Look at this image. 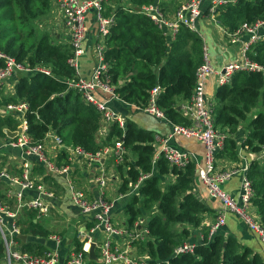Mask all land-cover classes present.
<instances>
[{
  "label": "trees",
  "instance_id": "1",
  "mask_svg": "<svg viewBox=\"0 0 264 264\" xmlns=\"http://www.w3.org/2000/svg\"><path fill=\"white\" fill-rule=\"evenodd\" d=\"M157 1L109 0L105 15L114 12L116 23L105 42L104 60L109 66L105 78L124 102L135 106H145L150 92L160 86L163 92L159 106L175 124L186 125L188 120L182 110H178L181 104L177 99L188 102L193 95L196 71L203 62L204 42L197 32L186 27L180 29L175 40H169L151 18L123 9L124 4L141 7ZM183 1H163L161 5L165 11L174 12L179 6L173 7ZM52 3L53 0H0V51L18 63L45 66L53 74L51 77L41 73L18 75L15 96L1 95L0 107L26 104L24 118L35 146L43 144L50 131L61 137L64 145L80 147L91 154L99 152L103 145H113L116 140L123 142L126 151L133 153L136 160L134 163L125 160L117 166L122 177L120 193L125 195L139 184L125 213L131 228L138 219H146L149 234L142 249L153 264H264L261 254L242 246L221 230L211 239L208 231H203V240L196 244L193 253L175 254L190 238L191 229H198L203 215L211 211L195 191L198 167L193 162L184 168L171 166L164 157L154 163V133L139 128L131 120L127 121L125 132L118 124L111 125L107 140L101 145V114L64 82L77 77L75 68L69 64L72 47L58 44L52 33L39 30V23L49 15ZM259 20H264V0H237L235 4L217 9V21L229 34L243 24L251 25ZM248 57L261 70L236 72L231 83L220 86L215 95V128L226 136L218 158L237 160L238 146L231 135L251 115L255 117L249 122L243 147L255 153L264 151V40L251 46ZM19 124L12 115L0 116V139L6 137L5 130L15 131ZM7 163L6 156L0 154V171ZM64 163L69 164L65 152L58 157V164ZM125 166L127 170L123 172ZM37 168L40 175L46 174L44 167ZM167 177L169 181L164 180ZM247 179L254 190L252 204L264 225V162L253 161ZM7 189L8 183L0 180V201L14 207V199L6 195ZM35 216V211L23 210L19 217L21 231L25 235L46 238L50 232L34 221ZM22 250L40 255L47 248L27 242ZM5 256L0 234V264L4 263Z\"/></svg>",
  "mask_w": 264,
  "mask_h": 264
},
{
  "label": "built area",
  "instance_id": "2",
  "mask_svg": "<svg viewBox=\"0 0 264 264\" xmlns=\"http://www.w3.org/2000/svg\"><path fill=\"white\" fill-rule=\"evenodd\" d=\"M144 5L141 7H131L125 5L123 9L130 13H141L151 18L163 35L169 40H175L181 28L186 27L193 32H197L198 23L203 15V5L208 4L209 13L213 15L217 9L229 4H235L237 0H187L181 4L175 12H167L163 9L161 2ZM62 13L65 28L70 38L72 55L69 58V64L75 68L77 77L74 79H65L69 89L80 93L88 104L94 105L102 117V127L105 128V134L100 137L99 142L103 145L109 135V125L118 124L123 131L126 130L128 117L111 107L112 103H124L120 96L115 92L114 86L106 77L109 69L104 60V51L106 48V39L111 33L112 27L116 23L114 12L106 16L109 0H57ZM123 6V3L120 4ZM115 8V6H113ZM95 13L98 26V34L95 41L94 51L96 56V67L90 77H81L79 75V60L86 53L85 41L88 34L86 19L89 13ZM249 35L250 38L244 42L240 57L237 61L230 62L217 69L213 66L210 52L207 46L203 47V62L196 71V84L193 95L181 110L188 124H175L162 109L158 100L163 92L160 86H156L150 92V98L145 106H134L137 112L146 114L159 122L171 124V131L164 136H155L154 146L156 148L153 162L156 163L161 157H164L171 166L184 168L196 160L191 152L173 147L170 142L177 136L186 139H195L202 143L205 149L204 164L198 167V178L206 186L210 197L222 202L226 213H232L239 216L247 226L256 233L264 245V225L261 217L250 212L254 190L251 182L246 179L242 185V194L240 203L226 193L222 185L229 181L236 171H224L218 167L217 159L219 152L225 145V134L215 128L214 102L207 96V79L210 76L217 78L218 87L231 83L232 77L239 71H255L261 68L253 63L248 52L253 44L264 40V20H259L255 24H243L240 29L230 35L232 43L239 41L243 35ZM41 73L47 76H53L51 69L38 65L31 67L18 63L15 58L0 51V90L2 86L12 77L20 74ZM105 96V99L99 95ZM130 105V104H129ZM27 106L24 103L8 105L2 112L24 115ZM17 136L9 139V142L3 147H10L21 151L20 176H10L7 171L0 173V178L8 181L10 184H18L22 187L20 193L11 190L7 192L9 199L13 198L15 205L0 201V234L5 246L6 256L3 264H59L61 261V252L63 247L62 236L52 233L47 240L53 244V247L47 249L43 254H31L21 249L23 242L18 239L24 235L21 226L18 223L19 216L24 209L36 212L35 222H42L44 218L50 217L53 206L49 200H55L56 196L52 192H47L43 185L37 183L32 176V169L36 162L43 166L47 174L53 176L62 175L68 178L71 174V167L58 164L57 157L52 159L47 153L43 144L35 146L28 135V125L25 118L21 120L17 130ZM48 134V133H47ZM55 144L60 148H68L80 158L94 160L98 163L109 156H115L122 163L127 154L123 142L116 140L113 145H103L102 149L96 154L85 152L82 148H70L63 144L61 137L55 134ZM1 149V146H0ZM48 174V175H49ZM146 177H142L141 181ZM95 183L100 187V195L96 198L90 195L77 185L70 183V196L73 205L79 210L84 218V230L81 231L82 239L80 248H74L67 258V264H87L91 244L94 243L100 250L98 252V264H153L150 259L133 258L128 251L119 250L115 244V238H127L131 241L145 243L148 239V227L146 219H138L130 231L119 227L113 222L112 212L114 204L105 197L104 189L107 186V178L99 176L95 178ZM134 190L139 188V184L131 187ZM27 193H33L28 195ZM225 216H220L211 226L208 238L211 239L225 224ZM102 232L104 237L100 243L95 240V234ZM196 244L185 242L180 245L175 254L193 253ZM15 248V251H13Z\"/></svg>",
  "mask_w": 264,
  "mask_h": 264
},
{
  "label": "crops",
  "instance_id": "3",
  "mask_svg": "<svg viewBox=\"0 0 264 264\" xmlns=\"http://www.w3.org/2000/svg\"><path fill=\"white\" fill-rule=\"evenodd\" d=\"M127 2L128 0H123ZM166 3L171 0H165ZM186 1V0H185ZM184 2V1H183ZM182 2V3H183ZM181 3V4H182ZM180 5L174 6V8ZM204 15L199 21L197 33L203 39L204 46H207L210 52L211 61L214 67L221 69L226 64L237 61L240 57V50L244 42H247L250 38L249 35L245 34L239 38V41L232 43L231 38L225 33V28L219 25L214 19L211 18L208 11V4L203 5ZM174 11V10H173ZM176 11V10H175ZM174 11V12H175ZM88 34L85 41L86 53L79 60V75L81 77H90L96 67V56L94 51L95 41L98 34L97 20L95 13L92 11L88 14L86 19ZM39 28H42L44 32L49 31L55 34L57 43L70 45V38L68 32L65 28V23L62 18V13L57 5V1L53 0L52 8L47 17L42 19L39 23ZM18 77L14 76L10 78L1 88V95L15 96V86ZM217 78L215 76H210L207 79V96L210 100L214 102L215 95L218 89ZM99 97L105 99L102 94ZM177 102L181 105H185L187 102L178 98ZM111 107L115 108L117 111L121 112L137 124V126L143 130H147L154 133V136L167 135L171 131V124L167 122H159L154 118L137 112L133 105L124 103H112ZM7 114L12 115L21 121L24 115L12 114L2 112L0 108V116H7ZM255 117L251 115L249 119L245 122H241L237 129V132L231 136L237 142V160H232L229 158H218L217 164L221 170L224 171H236L235 175L222 185L223 190L228 193L233 199L240 203V197L242 194V185L247 179V172L250 164L253 161H259L261 164L264 162V151L260 153L252 152L248 147H243V143L249 133V122ZM55 132L50 131L47 134V138L44 143L45 150L51 157H58L63 152L66 153L69 164H71V181L74 179L75 185L79 188L85 190L90 197L96 198L100 195L101 189L95 183V178L103 174L107 178V186L104 189L105 197L109 199L114 204V209L112 212L113 222L121 228L130 231L131 227L128 223V218L125 213L126 205L128 204L131 196L136 193L137 190L132 189L127 194L123 195L120 193L122 186V180L119 176L117 170L114 167V161L112 158L106 159L104 164H96L89 162L86 159L80 158L68 148H60L54 142ZM105 134V128L102 127L99 136L103 137ZM11 139L9 136L0 139V154L6 156L7 165L3 170L9 171L8 174L11 176H17L19 171L16 166L21 164L19 162L20 150L12 149L10 147H3ZM170 144L178 149L191 152L195 155L196 160L193 161L197 167H201L204 164L205 149L202 143L196 141L195 139H186L182 136L175 137ZM17 160V161H15ZM9 161H13L14 165L11 169L9 167ZM37 165L34 167L33 179L44 186L47 192H52L55 194V200H49L53 206L50 218L40 222L43 224L47 230L51 233L61 234L63 240V247L61 252V261L59 264H67V258L69 254L76 247L77 243H81L82 239L80 237L79 230L84 229V218L81 216L79 210L73 205L70 197V184L67 177L65 176H52L48 174L40 175L38 172L39 167L36 160H34ZM15 169V170H14ZM127 167L124 168V171ZM48 178V179H47ZM170 177L164 178L165 181H169ZM195 191L199 199L211 210L203 215L201 226L198 229H191V236L187 242L198 244L203 240V231L207 230L208 234L213 223L222 215L225 216V224L220 228L221 232L227 237H233L242 246L250 248L256 253L261 254L264 257V245L261 242L259 236L254 233L247 224L237 215L232 213H226L224 205L218 199L212 198L208 194L206 186L198 179ZM28 195H33V193H27ZM23 212V211H22ZM250 212L258 215L257 209L252 205ZM96 244L100 243L104 234L100 232L95 234ZM48 237V236H47ZM42 237H34L32 235H27V242H35L41 244L45 248L53 247V244ZM115 244L119 250L128 251V253L136 259H150L148 253L142 249L144 246L141 242L131 241L127 238H115ZM22 249V247H21ZM98 254V252L96 251ZM98 257V256H97ZM91 261V260H90ZM99 261V257H98ZM97 260L91 261L92 263L98 264Z\"/></svg>",
  "mask_w": 264,
  "mask_h": 264
},
{
  "label": "rangeland",
  "instance_id": "4",
  "mask_svg": "<svg viewBox=\"0 0 264 264\" xmlns=\"http://www.w3.org/2000/svg\"><path fill=\"white\" fill-rule=\"evenodd\" d=\"M57 1V0H56ZM159 1V0H158ZM157 1V2H158ZM163 1H165V0H163ZM162 1V2H163ZM187 1V0H186ZM185 0H184V2L182 3V4H184L185 2H186ZM161 2V3H162ZM53 4V3H52ZM57 5H58V2H57ZM181 5V4H180ZM208 11H209V8H208ZM210 14V13H209ZM203 15H204V13H203ZM202 15V16H203ZM211 16V18L212 19H214V21L215 22H217L219 25H221L218 21H217V11H216V13L215 14H213V15H210ZM199 24V23H198ZM39 30H41L42 32H44L43 31V29L42 28H40ZM54 33V32H53ZM51 34L53 37H54V35L55 34ZM225 33L227 34V36L230 38V35L231 34H229L228 32H227V30L225 29ZM56 36V35H55ZM55 38V37H54ZM56 39V38H55ZM59 44V43H58ZM7 96V95H6ZM8 105H14V104H8ZM8 105H6V106H1L0 108H1V110H3V108L4 107H7ZM180 107H182V105L180 106ZM183 113V112H182ZM7 115H9V114H7ZM129 120V119H128ZM20 125H21V121H20ZM113 125V124H112ZM110 126L111 125H109V127H108V129L110 128ZM17 130V129H16ZM11 131V130H10ZM11 132H16V131H11ZM7 136V135H6ZM12 139V138H11ZM126 150V149H125ZM126 155H125V157H124V161L125 160H127L128 162H132V163H134L135 162V158H136V156L133 154V153H131L130 151H126ZM21 153H20V155H19V162L20 161H22V158H21ZM109 158H113V160L112 161H114L113 163H114V167H115V169L117 170V172H118V174H119V176L121 177V171H119V169L117 168V166H118V162H120V161H118L117 159H116V157L115 156H109V157H105V158H103L101 161H100V163H98V162H96V161H94V160H89V162H92V163H96V164H98V165H100V164H104V162L106 161V159H109ZM52 159H56L54 156L52 157ZM15 161H17V160H15ZM123 161V162H124ZM10 163H9V167L12 169L13 168V166H15L14 165V162L13 161H9ZM18 162V161H17ZM38 162V161H37ZM61 165H63V166H70L71 167V164H66V163H64V164H61ZM35 166H37V165H34L33 166V169H34V167ZM38 166H41V165H38ZM43 167V166H42ZM126 167V166H125ZM124 167V168H125ZM6 168V167H5ZM5 168H3V169H5ZM16 168H17V170L19 171V173H20V175H21V173H22V167H21V164L20 165H18V166H16ZM124 168H123V172H124ZM3 169L0 171V173L1 172H3ZM32 169V176H33V172H34V170ZM15 170V169H14ZM6 171V170H5ZM7 173H8V171H7ZM46 174H47V172H46ZM49 174V173H48ZM19 174L17 175V177L18 176H20ZM49 175H51V174H49ZM11 176V175H10ZM53 176V175H52ZM57 176H60V175H57ZM62 176V175H61ZM100 176H104L103 174H101ZM13 177H15V176H13ZM66 177V176H65ZM70 177H71V175L69 174V176H68V180L67 181H69V184L70 183H74V179L71 181V179H70ZM97 177H99V176H97ZM72 178V177H71ZM121 179H122V177H121ZM0 180L1 181H4L2 178H0ZM6 181V180H5ZM7 183H8V189H7V191H6V195H7V192L9 191V190H11V186H12V184H10L8 181H6ZM72 183V184H73ZM13 187V186H12ZM14 188V187H13ZM15 189V188H14ZM132 190V188H130V190H129V192ZM15 192H16V189H15ZM71 197V196H70ZM22 213V212H21ZM21 215V214H20ZM20 217V216H19ZM50 217H46V218H44L43 219V221H45V220H47V219H49ZM18 223H19V220H18ZM81 231H85L84 229L83 230H79V233H81ZM60 232H58V233H56V234H58V235H61V234H59ZM25 235V234H24ZM2 238V237H1ZM18 239L19 240H21L19 237H18ZM24 244V243H23ZM94 243H92L91 244V248H92V245H93ZM95 245V244H94ZM80 246H81V243H80ZM51 248V247H50ZM50 248H48V249H50ZM76 248H77V244H76ZM90 251H91V249H90ZM96 251L97 252H99L100 250L98 249V247H97V250H96V245H95V254H96V259L95 260H97V256H98V254L96 253ZM90 259V257H89V261H88V263H90L91 261H93V260H91ZM87 263V264H88ZM92 263V262H91Z\"/></svg>",
  "mask_w": 264,
  "mask_h": 264
},
{
  "label": "water",
  "instance_id": "5",
  "mask_svg": "<svg viewBox=\"0 0 264 264\" xmlns=\"http://www.w3.org/2000/svg\"><path fill=\"white\" fill-rule=\"evenodd\" d=\"M178 110H181V107L178 108ZM7 137L9 136L10 138L14 139L17 136V132H11L10 130H5L4 131ZM12 186L16 189L17 193H20L22 191V187L18 184H12ZM19 238L23 243H27V235H20ZM13 251H15V248H13ZM89 257L91 260L96 259V254H95V245H92Z\"/></svg>",
  "mask_w": 264,
  "mask_h": 264
}]
</instances>
